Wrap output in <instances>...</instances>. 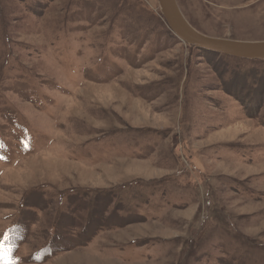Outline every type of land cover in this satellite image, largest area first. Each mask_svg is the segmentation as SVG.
I'll return each mask as SVG.
<instances>
[{
  "label": "rangeland",
  "instance_id": "374dc122",
  "mask_svg": "<svg viewBox=\"0 0 264 264\" xmlns=\"http://www.w3.org/2000/svg\"><path fill=\"white\" fill-rule=\"evenodd\" d=\"M176 1L264 40V0ZM9 261L264 264V60L181 42L157 0H0Z\"/></svg>",
  "mask_w": 264,
  "mask_h": 264
},
{
  "label": "water",
  "instance_id": "95a60500",
  "mask_svg": "<svg viewBox=\"0 0 264 264\" xmlns=\"http://www.w3.org/2000/svg\"><path fill=\"white\" fill-rule=\"evenodd\" d=\"M157 2L168 29L181 42L235 58L264 60V40L242 41L205 35L187 21L176 0Z\"/></svg>",
  "mask_w": 264,
  "mask_h": 264
},
{
  "label": "snow or ice",
  "instance_id": "6c2138e0",
  "mask_svg": "<svg viewBox=\"0 0 264 264\" xmlns=\"http://www.w3.org/2000/svg\"><path fill=\"white\" fill-rule=\"evenodd\" d=\"M8 251L9 250H5V253L7 254ZM8 264H15V262L14 261H9Z\"/></svg>",
  "mask_w": 264,
  "mask_h": 264
},
{
  "label": "trees",
  "instance_id": "16d2710c",
  "mask_svg": "<svg viewBox=\"0 0 264 264\" xmlns=\"http://www.w3.org/2000/svg\"><path fill=\"white\" fill-rule=\"evenodd\" d=\"M213 53H215V52H213ZM216 54V53H215Z\"/></svg>",
  "mask_w": 264,
  "mask_h": 264
}]
</instances>
